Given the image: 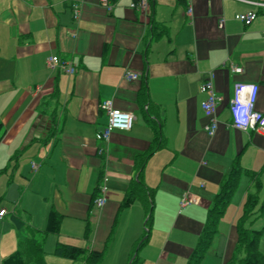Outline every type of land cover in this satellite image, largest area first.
I'll return each mask as SVG.
<instances>
[{"label":"crops","instance_id":"0c3cea01","mask_svg":"<svg viewBox=\"0 0 264 264\" xmlns=\"http://www.w3.org/2000/svg\"><path fill=\"white\" fill-rule=\"evenodd\" d=\"M259 1L149 0L145 21L132 0H109L110 11L99 0H76V17L67 0H0V207L10 217L0 224V259L15 248L12 236L3 240L14 228L9 213L43 229L52 207L62 218L59 232L42 240L45 253L57 242L81 239L78 246L104 250L99 264H130L145 231L149 191L151 217L138 264H186L222 180L237 167L215 240L199 263L224 264L247 193H257V209L264 200V136L234 127L228 111L238 81L257 85L253 109L264 111ZM248 10L256 12L248 24L235 17ZM47 55L71 63L74 72L47 66ZM229 63L242 72L232 73ZM126 69L139 77L123 78ZM208 72L220 97L211 137L199 89ZM103 100L135 117L130 129H113L106 143L96 139L107 121L98 107ZM151 120L162 136L155 149ZM247 172L257 176L258 188ZM103 175L106 202L96 208L91 197ZM182 197L187 201L180 206Z\"/></svg>","mask_w":264,"mask_h":264},{"label":"trees","instance_id":"16d2710c","mask_svg":"<svg viewBox=\"0 0 264 264\" xmlns=\"http://www.w3.org/2000/svg\"><path fill=\"white\" fill-rule=\"evenodd\" d=\"M150 123H152L154 134V138L151 143L153 146L151 145V147L155 149L156 146L161 144L162 136L158 126H156L155 121ZM3 133L4 129L0 121V140L3 136ZM153 149H151L148 153H150ZM239 169L240 168L233 167L229 175L222 180L220 189L214 197L213 207L209 208L207 211V217L199 232L197 243L190 252L186 264H199L203 258L211 243V240L213 239V236L216 234L217 222L221 217L224 207L229 201L232 191L236 186ZM248 174L252 178L256 176L252 172ZM254 183L258 188L259 179L257 176L254 178ZM138 186L141 188L140 185ZM96 193L97 184L95 186L94 194L91 197V202H93ZM147 195L150 196L149 191L148 194L145 195L144 199V206L146 209L145 211H147L145 231L143 235H141V237L135 242L133 250L134 254L132 255L130 264H138L139 257L136 251L146 241L148 236L147 225L151 217V203ZM133 197L134 196L132 194L127 195L121 201L119 209L127 207L133 200ZM257 197L258 196L256 192H248L246 195L243 213L236 223V243L231 256L225 261L224 264H232L233 262L236 264H264V253L258 248V238L262 232V229H253L247 225L248 222H251L252 214L261 215L264 213V200L260 206L261 208H256ZM9 214L12 216V226L15 229V234L17 237L16 246L10 253L0 259V264H46L44 260L45 251L42 246V240L48 234H57L59 232L62 215L51 207L48 211L44 228L36 229L28 226V223H25L18 213ZM88 230L89 228L87 226L84 231L85 235H87ZM240 250L243 255L241 257H237L236 253ZM53 253L71 260H80L83 262V264H98L103 257L104 250L87 249L78 245L57 242Z\"/></svg>","mask_w":264,"mask_h":264},{"label":"built area","instance_id":"2783aa9c","mask_svg":"<svg viewBox=\"0 0 264 264\" xmlns=\"http://www.w3.org/2000/svg\"><path fill=\"white\" fill-rule=\"evenodd\" d=\"M73 16L76 17L79 14V5L76 0H67ZM255 5L259 7H264V1L254 2ZM99 4L103 6L107 11L111 10L112 5L109 0H99ZM132 8L137 9L142 18L146 21L147 15L149 13V0H132L130 3ZM191 7L187 8V13L191 14ZM256 16V12L253 10H248L244 13L236 14L235 17L244 24H248ZM223 20L220 19L218 25L222 26ZM47 66L51 68H60L68 73L74 72V66L61 59L57 55H47L44 59ZM232 73H241L242 67L237 66L233 63L228 65ZM139 75L137 72H133L129 69L124 70L123 78L125 79H136ZM199 89L203 91L206 95L205 99L201 103V108L207 118V124L205 126V132L207 136L211 137L217 129L216 120V105L220 101V97L215 94L211 73H207L206 77L201 81ZM257 85L245 82H235L233 85L232 97L228 101V111L230 116L231 124L236 128L246 129L249 128L259 134L264 136V111L259 112L253 109V105L256 99ZM98 107L107 116V121L103 125L102 129L96 134V139L106 143L109 139L110 132L113 129L118 130H128L132 127L135 117L131 112L124 111L115 108L111 100H103L98 104ZM103 147H97V153L102 155ZM32 168L35 169L36 166L32 164ZM106 181L107 175L101 177V182L97 184V195L93 200V204L96 208H101L105 202V191H106ZM186 197L180 199L179 205L183 206L186 203ZM7 211L5 208L0 207V221L4 218Z\"/></svg>","mask_w":264,"mask_h":264},{"label":"rangeland","instance_id":"374dc122","mask_svg":"<svg viewBox=\"0 0 264 264\" xmlns=\"http://www.w3.org/2000/svg\"><path fill=\"white\" fill-rule=\"evenodd\" d=\"M1 188H2V184L0 183V190H1ZM263 219H264V214H261V215L252 214L251 215V222H248L247 225L249 227H253L254 229H262L264 227V226L262 227L263 224L261 223L262 221L264 222ZM5 220L10 222L9 215H5L4 218L0 221V224H1V222L5 221ZM257 220H258V222H257ZM252 222H254V223H252ZM251 224H252V226H251ZM0 232H1V230H0ZM7 236H12V243L14 244V246H13V248H14L15 245H16V240H17L16 234H15V229L12 228V227L11 228H7L5 230V232L3 233V240H5L7 238ZM214 240L215 239L211 240L212 241L211 242L212 245H213ZM69 242L83 246V244H80V243H82L81 239H75V240H71ZM258 242H259L258 244H260V247H261V250H262L261 252L264 253V229L262 230V232L259 235ZM4 248H5V245L1 244V249L4 250ZM9 251H11V250H9ZM52 251H53V248L51 250V254H47V253L44 254V259L47 261L48 264H61L60 260H68L67 262H71V264H80L81 263L79 260L62 259L64 257H60L58 255H55V254L52 253ZM8 252H6L3 255H6ZM236 255H237V257H241L243 255V253L240 250L239 252L236 253ZM232 264H236V263L233 262Z\"/></svg>","mask_w":264,"mask_h":264}]
</instances>
